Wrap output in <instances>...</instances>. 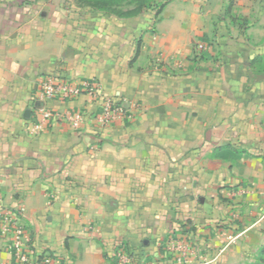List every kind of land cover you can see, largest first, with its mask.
<instances>
[{
	"label": "crops",
	"instance_id": "obj_1",
	"mask_svg": "<svg viewBox=\"0 0 264 264\" xmlns=\"http://www.w3.org/2000/svg\"><path fill=\"white\" fill-rule=\"evenodd\" d=\"M105 16L78 0H0V205L62 264H114L119 247L179 264L171 240L191 264H254L264 248V0H173L158 30ZM47 74L97 81L125 114L99 129L89 96L54 98L48 107L82 109L86 122L31 134ZM0 264H17L1 234Z\"/></svg>",
	"mask_w": 264,
	"mask_h": 264
},
{
	"label": "built area",
	"instance_id": "obj_2",
	"mask_svg": "<svg viewBox=\"0 0 264 264\" xmlns=\"http://www.w3.org/2000/svg\"><path fill=\"white\" fill-rule=\"evenodd\" d=\"M208 44L199 42L196 52L201 53L207 50ZM86 94L95 101L97 109L93 113L102 129L111 122L125 114L123 104L113 96L104 95L100 84L95 80L67 78L55 74H47L41 77L39 89L35 101L39 105L33 108L32 121L29 123V132L35 134L40 132L51 121H65L75 130H80L87 119V113L82 109H71L57 111L46 105L48 100L58 98L61 100H73ZM91 114V115H93ZM20 211L24 210L21 206ZM1 227L0 234L9 238V251L13 255L17 264H62L54 254L50 252H37L27 234V228L20 222L16 212L10 208L0 205ZM169 246L179 252L177 261L179 264H191L188 258V247L182 241L171 240ZM114 264H157L155 261H141L136 256L125 250L123 247L116 249L114 253Z\"/></svg>",
	"mask_w": 264,
	"mask_h": 264
},
{
	"label": "trees",
	"instance_id": "obj_3",
	"mask_svg": "<svg viewBox=\"0 0 264 264\" xmlns=\"http://www.w3.org/2000/svg\"><path fill=\"white\" fill-rule=\"evenodd\" d=\"M84 7L104 11L120 18L134 17L150 7V0H78ZM134 1V2H132ZM133 4V6H131ZM160 5L157 14L162 12ZM254 264H264V248L259 252Z\"/></svg>",
	"mask_w": 264,
	"mask_h": 264
},
{
	"label": "rangeland",
	"instance_id": "obj_4",
	"mask_svg": "<svg viewBox=\"0 0 264 264\" xmlns=\"http://www.w3.org/2000/svg\"><path fill=\"white\" fill-rule=\"evenodd\" d=\"M125 1H128V0H125ZM172 1L173 0H150V7L144 10L143 12H141L140 14L134 16L130 21L131 25L135 24L137 30H141L144 27V25H146L149 28V30H158V26L161 23V13L162 12L160 14H157V9L160 5H164L162 9L163 11L164 8L168 6V4H170ZM131 6H133V4ZM91 9H92V12H94V14L102 13L106 15L105 16L106 18L108 17L107 15H112L104 11H98L93 8Z\"/></svg>",
	"mask_w": 264,
	"mask_h": 264
},
{
	"label": "water",
	"instance_id": "obj_5",
	"mask_svg": "<svg viewBox=\"0 0 264 264\" xmlns=\"http://www.w3.org/2000/svg\"><path fill=\"white\" fill-rule=\"evenodd\" d=\"M30 114H31V110L30 109L26 110V115L30 116Z\"/></svg>",
	"mask_w": 264,
	"mask_h": 264
}]
</instances>
